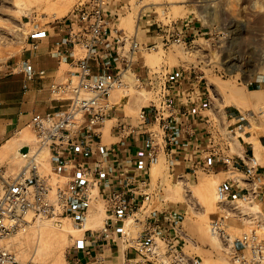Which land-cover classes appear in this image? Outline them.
Returning <instances> with one entry per match:
<instances>
[{
    "label": "rangeland",
    "instance_id": "rangeland-1",
    "mask_svg": "<svg viewBox=\"0 0 264 264\" xmlns=\"http://www.w3.org/2000/svg\"><path fill=\"white\" fill-rule=\"evenodd\" d=\"M234 1L235 13L230 10L229 0L107 2L104 15L113 36L121 40L119 51L123 54L124 65L121 67L119 84L107 100L110 110L109 117L102 125L103 144L116 141L112 137L115 132L121 138L131 133V129H136L140 123L141 109L159 106L166 92L167 75L172 70L183 69L195 71L203 77V86L214 90V110L205 112L212 128L218 133L215 139L222 142L231 155L236 146L233 139L237 143L240 140L241 145L245 146L247 141L243 139L247 134L252 135L249 140L251 144L260 147L256 139L264 136V73L260 75L258 71L260 65L264 64V0ZM80 2L0 0V84L4 75L30 53V36L48 26L65 24L71 11ZM182 22L188 23L183 28L186 33L191 29L198 32L195 38L186 41V45L174 41L178 33L174 27H181ZM125 39L127 44L124 48L122 41ZM134 41L137 47L132 50ZM77 52L80 53L79 50ZM235 92L249 101L244 106L249 117L243 114L245 118L240 117L237 121L226 117L224 113V107L233 104V96L238 94ZM2 109L0 103V149L8 140H11V148L7 153L0 154V177L10 181L27 164L22 158L17 159L16 164L14 157L20 148L26 145L32 152L38 148L30 123L15 128L12 119L4 122ZM120 126L125 127V130L122 131ZM110 130L113 131L112 136ZM259 153L264 157V148H260ZM255 157L259 159L261 156L256 154ZM37 161L39 173L50 177L51 183L66 182V179L56 174L46 149H43ZM150 179V201L142 207L137 206L129 217L118 224L119 228L123 227L125 239L136 238L145 219L152 213L164 215L165 219L170 217L169 220L174 219L180 224L185 234L179 258L181 263L235 264L231 256L233 241L252 231L264 238L263 209L253 202L260 212L258 218L248 214L250 209L247 203L236 201L220 206L216 202L215 191L222 182L214 173L200 169L179 173L171 167L168 158L161 155L158 162L151 166ZM3 184L0 178L1 189ZM98 215H101V222L90 229L93 232L101 229L107 218L106 204L96 193L83 227L78 228L67 219L62 220L60 227L47 220H34L36 222L30 221L19 228L4 244L19 264H75V249L90 243V233L85 229L87 219ZM214 221L222 223L223 235L220 237L211 230ZM67 225L73 232L81 231L84 236L81 239L70 238L63 244L64 226ZM39 231L49 232L52 239L46 240L44 235L41 252L37 254L33 247ZM118 243L120 252L127 247L126 244Z\"/></svg>",
    "mask_w": 264,
    "mask_h": 264
},
{
    "label": "built area",
    "instance_id": "built-area-1",
    "mask_svg": "<svg viewBox=\"0 0 264 264\" xmlns=\"http://www.w3.org/2000/svg\"><path fill=\"white\" fill-rule=\"evenodd\" d=\"M108 1L81 0L62 25L65 37L51 53L59 61L71 63L76 71L70 72L61 82L50 85L51 98L59 102L60 106L44 114L32 115L30 126L35 133L37 150L46 149L56 174L59 177L67 174L68 178H64L65 183L59 184L51 183L50 177L42 176L38 161L35 164L32 162L37 152L34 151L24 158L27 164L18 175L3 184L0 197V264H19L4 241L32 220H47L60 227L62 220L67 219L72 225L83 227L96 193L106 204L107 218L98 231H86L90 233V243L80 250L76 249L87 257L86 264H104L107 258L100 254L96 257V254L111 247L121 248L118 242L127 245L121 251L119 264H179L185 241L180 224L152 213L145 219L136 238L125 239L123 227L119 228L118 224L129 217L137 206L142 207L145 202H149L151 194L143 193L138 205L131 203L130 199L125 198L126 194H139L128 188L120 192L110 191V182L105 179L110 172L103 171L101 162L94 167L82 163L83 158L90 154L89 145L99 139L98 131L109 117L107 100L118 86L122 71L115 65L124 62L117 44L109 41L111 28L104 15ZM187 26V22H182L181 27H174L178 31L175 43L186 45V41H189L186 39L188 32L183 31ZM136 47L134 41L131 49L135 50ZM37 48V43L30 44L31 51ZM22 73L26 81L45 75L43 70L34 71L28 62L24 64ZM178 73L182 78L187 77L191 85L203 86V77L195 71L181 69ZM176 111L174 100L169 94L163 95L159 106L145 107L140 111L141 125L146 126L152 121L156 128L148 132L149 148L143 164L139 165L138 188L145 190L150 187L149 169L161 155H170L174 145L182 138L181 125L174 119ZM120 128L125 130V127ZM217 134L214 130V135ZM209 135V152L213 162L241 168L248 180L255 177L261 168L259 159L253 154L244 160L238 156H222L219 146L214 142L216 139L212 134ZM30 151L28 149L27 154ZM251 192L240 195L223 183L216 187V202L220 206L236 201L245 204L255 194L253 190ZM221 226L220 221L211 223V230L218 237L223 235ZM231 249L235 264L264 262V238L254 231L233 241ZM191 264H197V261Z\"/></svg>",
    "mask_w": 264,
    "mask_h": 264
},
{
    "label": "crops",
    "instance_id": "crops-1",
    "mask_svg": "<svg viewBox=\"0 0 264 264\" xmlns=\"http://www.w3.org/2000/svg\"><path fill=\"white\" fill-rule=\"evenodd\" d=\"M197 33V31L191 29L188 32L189 35H186V39L195 38ZM64 37L65 28L61 25L48 26L34 32L30 36L28 39L30 53L25 60L17 62L15 68H12L11 71L4 75V80L0 84V103L3 106L2 115L4 116V122L12 119L13 127L18 128L21 125L30 123L32 115L44 114L60 106L59 102L51 98L49 87L54 82H61L72 72L70 69H74V67L69 62L59 61L51 52L60 45ZM109 41L117 44L119 51L121 40L118 41L116 36H113L112 30H110ZM33 42L38 44V48L35 51L30 50V44ZM26 62L32 64L36 72L40 70L45 71V75L41 78L35 77L32 81H26L22 73ZM123 65V63H118L115 65V68L121 69ZM167 82L165 94H169L174 100L177 108L174 119L177 120L182 129V138L174 145L171 154L166 156L171 167L177 169L179 173H187L195 169L210 171L222 182L221 184H226L231 191L240 195L251 194L253 190L255 193L251 195L253 202H256L264 211V157L259 153L260 148H264V136L257 137L256 140L260 147H254L251 144L252 142L249 141L252 139V135H245L243 141L246 140L248 142H246L247 145L242 146L239 140V147H236L238 152L233 151V155L230 154V150L224 148V145L222 146V142L214 141L219 146L222 156L232 158L238 156L244 160L251 154L254 156L259 154L261 156L259 158L261 168L257 170L253 179H246L241 168L226 167L221 163L213 162L209 152L211 138L209 134H212L215 138V129L212 128V123L205 111L209 109L210 111L214 110V90L202 85H191L187 77L182 78L180 76L178 70H172L167 75ZM224 108L226 117H230L234 121L240 120V117H244L241 110L233 104ZM155 128L156 125L152 121L148 122L146 126L139 123L136 129L126 137L121 138L116 135V132L113 135L111 129L110 135H113L112 137L116 141L103 144L101 127L98 131L99 139H96L94 144L89 145L91 148L90 154L83 158L82 163L94 167L98 162H101L103 171L105 173L110 172V175L105 177L110 182V191L120 192L128 188L134 193L139 194V196H132L127 193L125 198L127 200L130 199L131 203L138 205L141 200L140 196L150 190V187L145 190L141 187L138 188L137 183L139 180V165L143 164L146 151L149 148L148 132ZM62 177L68 178L67 174ZM161 217L165 219L164 215H161ZM168 218H171H166L170 221ZM171 221H174V219ZM79 250H76L77 255L74 257V262L75 264H86L88 261L87 257L83 253H80ZM119 250L118 246L111 247L105 249L103 253H97L96 257H99L98 254L101 257L106 255L107 257L105 258L110 260L108 262L106 260L104 264H119L122 258Z\"/></svg>",
    "mask_w": 264,
    "mask_h": 264
},
{
    "label": "bare ground",
    "instance_id": "bare-ground-1",
    "mask_svg": "<svg viewBox=\"0 0 264 264\" xmlns=\"http://www.w3.org/2000/svg\"><path fill=\"white\" fill-rule=\"evenodd\" d=\"M229 6H230V10L233 12V13H235L236 12V10L234 9V7H233V5L236 3L234 0H229ZM133 25V24H132ZM123 43H122V46L124 47L125 46V44H127L126 43V39H125V41H122ZM120 43V42H119ZM121 47V46H120ZM125 48V47H124ZM123 49V48H122ZM257 71V70H256ZM258 71L260 72V75H261V73H264V64L263 65H260V67H259V69H258ZM124 73V72H123ZM122 73V74H123ZM263 76V75H262ZM235 93H238V94H235L234 96H233V104L235 105V107H238V108H240L241 109V113H243L246 117H249V115L247 114V108H245L244 106H247V104H248V99L246 100L245 98H243L241 95H240V93L239 92H235ZM226 104H228V103H226ZM231 104V103H230ZM244 107V108H243ZM235 134V133H234ZM230 138H233V137H230ZM234 140V142H235V145L236 146H234V148L235 149H233L234 150V152H238L236 149V147H239V144L236 142V140L235 139H233ZM257 143V145H258V142H256ZM25 145V144H24ZM10 148H11V140H8V141H6V142H4L3 144H2V146H1V149H0V154L1 155H3V154H5V153H7V151H9L10 150ZM24 148H27L26 147V145L24 146V147H22V148H20V150H19V153H16L15 154V160H17V159H19V158H22V159H24V158H27L29 155H31V152L32 151H30V152H28V154H27V152H21V150L22 149H24ZM37 152H35V154H34V156H33V160H32V162H34L33 164H35L36 162H37V159L38 158H40V154H41V152L43 151H40V150H36ZM24 154H26V155H24ZM42 156V155H41ZM22 161V160H21ZM16 162V161H15ZM20 162V161H19ZM18 163V160H17V162H16V164ZM1 179H2V181H3V183H6L7 181H6V179H4L3 177H0ZM0 191H2V189H1V187H0ZM248 207H249V209H250V213H248L250 216H257L258 218L260 217V215H259V210L257 209V206L253 203V201L252 200H250L247 204H246ZM246 206V207H247ZM248 209V210H249ZM245 213H246V211H247V208H245ZM95 215V214H94ZM88 217V216H87ZM101 220V215H98V216H94L92 219H87V223L85 224V226L87 227V228H85L86 230H90V229H93V227H95V226H97V225H99L100 224V221ZM31 222H36V221H34V220H32ZM30 223V222H29ZM74 230L72 229V228H70L68 225L67 226H64V234H63V236H62V241H63V244H65V243H67L69 240H70V238H74V239H81L83 236H84V234L81 232V231H76V232H73ZM75 233H78V235H76ZM44 235L47 237V239L46 240H50V239H52V235L49 233V232H47V233H40V231L39 232H37V240L35 241V245H34V247H33V251H34V253L36 252L37 254L39 253V251L41 250V246H42V243H43V240L45 239L44 238ZM8 240H10V238L8 239L7 238V241ZM11 242H12V240H11ZM11 242H10V244H11ZM44 246V245H43ZM41 252V251H40ZM41 254V253H40ZM42 254H44L43 252H42ZM179 264H186V263H181V262H179Z\"/></svg>",
    "mask_w": 264,
    "mask_h": 264
},
{
    "label": "water",
    "instance_id": "water-1",
    "mask_svg": "<svg viewBox=\"0 0 264 264\" xmlns=\"http://www.w3.org/2000/svg\"><path fill=\"white\" fill-rule=\"evenodd\" d=\"M27 151H28V148H24V149L21 150V152H24V153L27 152Z\"/></svg>",
    "mask_w": 264,
    "mask_h": 264
}]
</instances>
